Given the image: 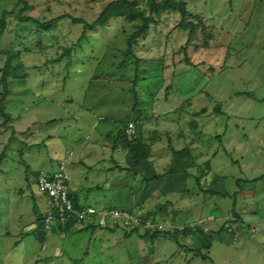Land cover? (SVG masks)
Here are the masks:
<instances>
[{
	"label": "rangeland",
	"instance_id": "rangeland-1",
	"mask_svg": "<svg viewBox=\"0 0 264 264\" xmlns=\"http://www.w3.org/2000/svg\"><path fill=\"white\" fill-rule=\"evenodd\" d=\"M114 1L0 0V264H264V0H173L183 20L136 0L155 22L129 56L141 21L125 7L84 33L67 18L91 24ZM129 124L146 160L119 143ZM59 163L76 202L139 209L165 232L45 231L36 175ZM199 231L207 260L195 255Z\"/></svg>",
	"mask_w": 264,
	"mask_h": 264
},
{
	"label": "built area",
	"instance_id": "built-area-1",
	"mask_svg": "<svg viewBox=\"0 0 264 264\" xmlns=\"http://www.w3.org/2000/svg\"><path fill=\"white\" fill-rule=\"evenodd\" d=\"M128 139L134 133L133 126L128 125L126 131ZM68 176L62 164L51 173L41 172L36 177V193L46 200L47 211L43 215L42 225L45 231L53 227L64 228L73 221L74 226L85 227L92 225L100 228L106 225L117 226L124 229H136L144 227L143 234H155L165 232L164 225L156 218L143 214L139 209H99L75 203L70 196L67 187ZM164 230V231H163Z\"/></svg>",
	"mask_w": 264,
	"mask_h": 264
},
{
	"label": "trees",
	"instance_id": "trees-1",
	"mask_svg": "<svg viewBox=\"0 0 264 264\" xmlns=\"http://www.w3.org/2000/svg\"><path fill=\"white\" fill-rule=\"evenodd\" d=\"M24 2V1H22ZM122 7H125L126 8V13H125V18L126 20L128 21H134L136 19H139L141 21V25L137 28V30L131 34L129 36V38L127 39V50L125 52L126 56H129L131 55V49H132V43L135 42V40L143 33L145 32V30L147 29L148 27V23H154L155 21L150 17V16H145L143 14V11L139 8L136 7V0H116L114 2H111L109 3L108 5H106L103 10L100 12V14L98 15V17L96 18V20L89 24V23H85L84 21H82L81 19H75V18H71V17H67L68 19L71 20L72 23L74 24H82L83 25V33L85 31H91L93 30L97 25H99L101 22H103L112 12H114L116 9H121ZM148 7H149V11L150 13H158L162 10H167V9H172V10H177L182 18L185 19L186 17V10H185V5L184 3H178V2H175L173 0H161L160 2L156 3L154 0H149L148 2ZM7 14V12H3L2 15L3 17ZM60 20H63L64 18H66V16H61L59 17ZM19 20L21 22H35L36 25L38 27H51L52 25H54L56 22L55 20H52L50 23H47L46 25H42V24H39L37 21H35L33 18L31 17H19ZM191 26H193L191 23H189ZM179 25H183V21L180 22ZM4 29V22H3V19L0 21V33L3 31ZM137 61V60H136ZM6 68V67H5ZM5 68H3L2 72V79H1V82L4 84L5 83V79H4V71L6 72ZM7 93V89L5 88L4 90V93L1 95L0 94V104L3 102L4 98H5V95ZM133 98L135 99L136 101V94L135 92L133 91ZM136 106V104H135ZM215 106H220V104L218 103L217 105ZM52 122V121H50ZM125 128H127V125L126 127H124V129H121V130H125ZM134 135L128 139L127 136H126V133L124 131V136H123V139L120 143V145L123 147V149H125L129 156H130V159H132L133 162H139V161H142V160H146L147 158L150 157V152H151V149L149 147V145L145 144L143 142V139H142V136L140 133H138V131H134ZM33 146H40V147H44V145H42V143L40 144H35ZM115 145L113 146V150L115 149ZM186 150L187 149H182L180 151H173L172 154L173 156L175 157V159H178L176 160L177 163H180L179 160H181V158H179L181 155L183 156L184 153H186ZM187 155V154H185ZM186 160L182 161V164L183 162H185ZM191 164L190 162H186V164ZM60 165V164H59ZM179 166V165H178ZM58 167V166H57ZM114 168H118L120 171L122 170H125V171H131L129 170L128 168H123L121 166H115ZM183 167L180 168L178 170H171V171H174V172H169L170 174H173V175H179L180 172H183ZM41 173L38 172V174L36 175V177ZM160 178V175H155V176H152L151 178H147V181L149 180H157ZM259 178H263V177H259ZM259 178L257 179H254V181H257ZM121 209V208H120ZM130 210H133V209H130ZM232 213H234V211H232ZM164 225H166V223L162 222ZM74 226V222L73 221H70L68 222L64 228H59L61 230L62 233H68L70 232V228H72ZM168 227V225H166ZM75 227H78V226H75ZM226 226H222L220 228V230L218 232H216V234H221L223 232H225ZM89 229H91L92 231L96 229V227L94 226H91L89 227ZM82 230H87L86 228L84 229L83 227H80L78 229L77 232H80ZM112 230H118V227L117 226H114ZM111 230V231H112ZM159 233H164V232H158V233H155V234H144L148 237H150L151 239H154L156 235H158ZM127 237L132 235L133 233H124ZM211 234V233H210ZM197 238H198V242H199V248L195 251V255L196 256H199L201 257L203 260H207L208 257L206 255H203L201 253L202 250H209L210 247H211V243H210V237L203 233V231H199L198 235H197Z\"/></svg>",
	"mask_w": 264,
	"mask_h": 264
},
{
	"label": "crops",
	"instance_id": "crops-1",
	"mask_svg": "<svg viewBox=\"0 0 264 264\" xmlns=\"http://www.w3.org/2000/svg\"><path fill=\"white\" fill-rule=\"evenodd\" d=\"M94 128H98V125H96ZM59 164H62L63 165V163H59ZM64 166V165H63ZM64 168H65V166H64ZM56 170V169H55ZM65 172H66V170H65ZM67 175V174H66ZM69 179V178H68ZM98 182H101V183H104V184H106V180L104 179V181L102 182V181H98ZM77 184V183H76ZM67 187H68V190H69V193H70V196L72 197V199H73V201L75 202V203H78V202H76V198H75V195H74V192H76V188H73V187H71L70 185H68L67 184ZM70 188H71V190H70ZM41 196V195H40ZM43 197V196H42ZM45 199V198H44ZM134 202H136V199H134ZM78 204H80V203H78ZM47 205V204H46ZM80 205H82V204H80ZM46 211H47V207H46V210H45V212L42 214V215H44L45 213H46ZM43 217V216H42ZM59 229V228H58ZM60 230V229H59Z\"/></svg>",
	"mask_w": 264,
	"mask_h": 264
}]
</instances>
